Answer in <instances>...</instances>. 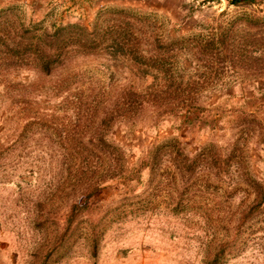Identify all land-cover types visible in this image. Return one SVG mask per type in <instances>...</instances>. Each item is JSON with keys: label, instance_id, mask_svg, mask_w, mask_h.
Segmentation results:
<instances>
[{"label": "rangeland", "instance_id": "374dc122", "mask_svg": "<svg viewBox=\"0 0 264 264\" xmlns=\"http://www.w3.org/2000/svg\"><path fill=\"white\" fill-rule=\"evenodd\" d=\"M263 188L264 0H0V264H264Z\"/></svg>", "mask_w": 264, "mask_h": 264}, {"label": "trees", "instance_id": "16d2710c", "mask_svg": "<svg viewBox=\"0 0 264 264\" xmlns=\"http://www.w3.org/2000/svg\"><path fill=\"white\" fill-rule=\"evenodd\" d=\"M252 1H255V0H230V2L235 3V4L250 3ZM221 38L224 39V34L221 36ZM205 43H207L208 45L213 44L212 40H205ZM118 48L122 49L121 47H118ZM116 50L117 49L115 48L114 52ZM57 59L58 58H54V57L51 58L50 60L48 58H45L42 61V64H41L44 72H46V73L50 72L51 63L57 61ZM161 78H164V79H167V80L169 79L170 80V82H169L170 84L161 85V83L158 82V76L156 74H153L152 82L150 84L146 85L142 92H139V93L137 92L136 93L135 91L134 92L133 91H128V93H131L132 95L135 96V98H137L135 100L136 101L135 105L140 107L145 102L153 101L154 103L158 102L157 105L161 106L163 103L166 104L167 99H169V102L171 104V103H174V102H172V101H174V99H178L177 97L184 96L185 93H187L186 94L187 98L183 97L182 102L184 104L188 103L187 102L188 97L190 98L192 93L196 89V86L194 84L195 81L191 80V79H193L192 75L188 76V79H187V81L184 84L182 82H180V81H176L175 77H174V74H171V73L166 72V71H164L163 74L161 73ZM121 103H122V107H123V112L118 113V117H121L122 119H124V117L127 116L128 111H130L131 109H129L126 106H124L125 103L123 101ZM175 103H177V102L175 101ZM124 107H126V108H124ZM184 108H185V111L187 113H189L190 110H191V109H188V107H184ZM163 111H165V110H163ZM99 125L108 126L107 120L104 119V118L101 119L99 121ZM102 130H104V129H102ZM140 133H142V132H140ZM104 135L105 134H100V135L94 136V137H97V138H95L94 142H93V140H91L92 143L97 142V143H100V144L111 145L110 148L116 147L118 153H119V151H122V150H124L126 148L125 145L122 143V141L119 140V141L116 142L115 140H113V139H111L109 137H105ZM138 139H139V136L131 137V140H138ZM147 144L150 145V142L147 143ZM151 144H153V142ZM129 145L131 146V144H129ZM162 145L163 144L161 142L160 144L157 145V147L155 149L161 148ZM87 155H88V152H84L81 155L82 159H81V162H80V165H79V169H83V168L88 167L89 158H88ZM89 156H91V155L89 154ZM194 159L195 158H193L192 156H190L188 154H182L180 162L187 163L186 165L189 166V165H192V163L194 162ZM152 160L155 161L156 158H153ZM151 161H150V163H152ZM111 178H112V175L104 174V175L92 180L91 182L88 183V186L85 188L84 195L85 196L92 195L97 190H99L104 185L105 182L109 181ZM258 200H259V203H262L264 201V188H263V190L261 192V196L259 197ZM82 207H83L82 204L77 203V202H74V203L71 204L70 210H69L68 225L72 224V222L74 221V219H75V217L77 215V211L81 210L80 208H82Z\"/></svg>", "mask_w": 264, "mask_h": 264}]
</instances>
